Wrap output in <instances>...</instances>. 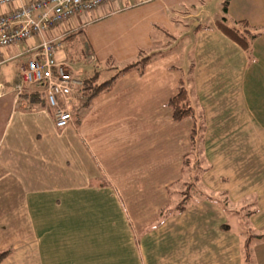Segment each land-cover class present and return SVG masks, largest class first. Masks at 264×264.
<instances>
[{"label": "crops", "instance_id": "crops-1", "mask_svg": "<svg viewBox=\"0 0 264 264\" xmlns=\"http://www.w3.org/2000/svg\"><path fill=\"white\" fill-rule=\"evenodd\" d=\"M224 1L123 0L59 27L55 57L72 75L117 77L88 105L78 90L64 129L22 85L20 65L42 39L20 57L6 50L0 253H11L1 264H244L246 245L264 264V0H231L226 15ZM224 17L250 25L247 49L217 28ZM181 79L205 125L194 156L210 170L199 199L159 223L192 150L193 121L175 122L168 106Z\"/></svg>", "mask_w": 264, "mask_h": 264}, {"label": "built area", "instance_id": "built-area-1", "mask_svg": "<svg viewBox=\"0 0 264 264\" xmlns=\"http://www.w3.org/2000/svg\"><path fill=\"white\" fill-rule=\"evenodd\" d=\"M123 0H0V66L11 58L7 49L16 48V57L22 56L24 43L35 37L42 42L31 47L34 56L20 65L22 85L29 94L36 95L55 111L57 129L68 127L78 107L76 92L84 82L72 75L65 64L56 60L61 48L56 30L76 15H91L95 10L120 4ZM151 0H146V2ZM50 33V40L43 39ZM32 87H41L31 91Z\"/></svg>", "mask_w": 264, "mask_h": 264}, {"label": "trees", "instance_id": "trees-1", "mask_svg": "<svg viewBox=\"0 0 264 264\" xmlns=\"http://www.w3.org/2000/svg\"><path fill=\"white\" fill-rule=\"evenodd\" d=\"M230 1L231 0H225L223 3V12L225 15L228 13ZM216 26L222 33H224L227 37H229L232 41L236 42L244 49L248 48L249 40L254 38V33H252V29L246 21L238 22L233 26H229L227 18L224 17L217 22ZM150 60V57L144 58L140 63H136L135 65H131L125 68L122 73H126L133 68L142 70ZM116 79L117 77H114L108 82L101 85H96L94 83H84L83 87L81 88L82 98L85 101L84 104L88 105L89 102L93 100L98 94L111 89ZM168 106L172 110L173 120L175 122H181L185 119H190L193 121L192 131L190 135L192 150L191 153L183 159V178L179 183L176 184L179 186L181 184V187L185 190L180 192L178 189L177 198L179 200L177 201V206L162 211L159 223L164 222V220L166 218H169L171 215L182 214L188 209V207L192 203V199L194 198V196L198 195L199 189L197 187V183L200 182L203 175L208 171V169H202V166H200V160H198V158L193 155V152L196 150L197 145L204 140L205 125L195 115V111L191 106L189 94L186 87L184 86L183 79L180 80L178 91L176 95L169 100ZM170 189L172 190V187L168 189L171 196ZM245 249L246 254L244 257V264H252L249 251L247 250V245L245 246ZM10 253L11 251L0 253V264L10 255Z\"/></svg>", "mask_w": 264, "mask_h": 264}, {"label": "rangeland", "instance_id": "rangeland-1", "mask_svg": "<svg viewBox=\"0 0 264 264\" xmlns=\"http://www.w3.org/2000/svg\"><path fill=\"white\" fill-rule=\"evenodd\" d=\"M183 56V58L184 57H186V58H190L191 57V55H189V54H183L182 55ZM41 89V87H37V90H40ZM32 90H34V89H32ZM36 91V90H35ZM79 106H80V104L78 105V107H77V109L79 108ZM76 109V110H77ZM199 147H201V146H199V145H197V147H196V150L194 151V154L193 155H195V153H196V151L199 149ZM200 166H202V169L204 170V169H208V170H210V167L208 166V165H204L203 163H202V161H200ZM209 167V168H208ZM208 172V171H207ZM206 172V173H207ZM205 173V174H206ZM186 176V175H185ZM184 176V177H185ZM202 182V178H201V180H200V182H198L197 183V187H198V189L200 190V189H202V184L200 185V183ZM178 189H179V191L181 192V191H184L185 189H183L182 187H181V184H180V186L179 185H176V184H174V185H172V190H171V196H172V198L170 197V208H172V207H175V206H177V201L179 200L178 198H177V193H178ZM202 191V190H201ZM204 191V190H203ZM172 193H173V195H172ZM223 195H225V194H223ZM222 194H221V196H223ZM199 199V197H198V195H196V196H194V198L192 199V203H193V201H196V200H198ZM218 200H220V202L223 204V205H227V206H230L231 205V203H230V201L228 200V198H217ZM233 206V205H232ZM230 208V207H229ZM234 207H232L231 209H233ZM246 215H248V214H246ZM238 222L239 223H241V221L240 220H238ZM242 227V225H238L237 226V228L240 230V228ZM241 231V230H240Z\"/></svg>", "mask_w": 264, "mask_h": 264}]
</instances>
